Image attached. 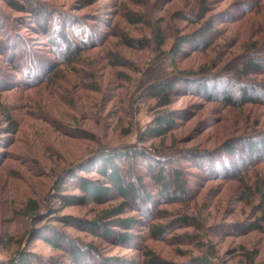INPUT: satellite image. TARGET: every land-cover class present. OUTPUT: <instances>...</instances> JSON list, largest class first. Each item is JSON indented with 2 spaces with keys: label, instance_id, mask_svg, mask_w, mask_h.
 I'll return each mask as SVG.
<instances>
[{
  "label": "rangeland",
  "instance_id": "374dc122",
  "mask_svg": "<svg viewBox=\"0 0 264 264\" xmlns=\"http://www.w3.org/2000/svg\"><path fill=\"white\" fill-rule=\"evenodd\" d=\"M29 1L36 12L20 9L22 0H0V264L18 252L44 264H70L49 243L52 236L94 249L95 256L83 248L91 264L112 257L142 264L148 251L176 264L206 255L215 264H262L264 161L243 164L222 150L264 134V107L208 100L193 82L161 107L151 85L179 72L194 75L199 87L223 83L225 65L248 46L264 52V0ZM243 2L257 5L255 11L227 20ZM202 8L218 29L213 47L185 45L170 58L175 38L200 27ZM248 80L262 81L264 74ZM165 110L175 114L173 130L145 136ZM131 148L146 156L122 162L123 169L152 196L148 214L129 208L121 215L138 220L128 232L132 239L65 226L62 217L99 219L117 203L63 204L64 195L80 194L70 176L102 179L91 170L97 156ZM163 167L177 170L186 185L178 200L159 194L153 177ZM251 224L260 228L250 230Z\"/></svg>",
  "mask_w": 264,
  "mask_h": 264
},
{
  "label": "trees",
  "instance_id": "16d2710c",
  "mask_svg": "<svg viewBox=\"0 0 264 264\" xmlns=\"http://www.w3.org/2000/svg\"><path fill=\"white\" fill-rule=\"evenodd\" d=\"M22 2L24 3L23 5H18L20 9L35 11L29 0H22ZM256 7L257 5L252 3L247 4V2H243L240 5L238 4L236 9L239 12L236 13V16H226V18L227 20H231V22L237 21L240 16L252 14ZM206 13L207 9L203 8L199 12L198 16L202 19V22L196 31L188 35H178L175 38V42L169 50L170 58L174 59L182 54V46L185 45L194 49L199 48L203 51L213 47L215 40L219 37L218 29L214 28V18L208 17L204 19ZM159 31L160 30L155 33L158 47L163 45V39L158 34ZM257 46L256 43L251 44V47L249 48L248 46L247 48L248 52L239 56L240 58L235 64L230 61V63L227 64L228 66L225 65V67H229L230 69L223 83L219 82L212 87L210 84L199 87L195 83L194 75L191 77V75L179 72L176 76H163V79L160 78L153 82V85H151V94L161 107H166L170 104V99L174 90H177L179 87L189 88V82H193L191 84L196 88V92L205 96L208 100L222 101L225 105H238V107L247 104H256L264 107V80L257 82L248 80L251 76L264 74V52L261 51V49L259 50ZM197 82L203 81L198 80ZM214 82L215 81H211L212 84ZM189 89L192 90V88ZM175 119L176 117L173 112L167 110L162 111L154 118L151 125L146 127L144 135L155 138L170 133L176 125ZM260 133L261 132H258L249 139L244 138L241 143L242 147L240 148H236V145L234 146L229 142L225 143L222 154L227 153L231 158L234 156L238 161L247 164L264 161V134ZM145 156L146 153L133 148L125 151L105 150L97 156L96 160H94L95 162L93 161V163H91L92 172L98 174L102 179L97 178L92 180L84 176H70L69 182L77 184L80 194L64 195L60 200L63 204L69 206L83 204L85 202L107 203L113 200H116L117 203H115L113 207H110V209L103 211L99 219L86 221L76 219L72 216H66L61 218L62 223H64L65 226L75 227L80 230H89L91 234L98 235L102 238H109L117 235L119 240L123 243L130 241L132 236L129 235L128 232L138 220L122 217L121 215L129 208H137L141 210L143 214H148L147 206L150 205L152 196L146 193L142 180L138 178L129 167H127V170H129L130 173L127 174L126 170L123 169L122 162L123 164L129 161L132 162L135 158L141 160L142 158L144 159ZM143 159L142 161H144ZM132 163L130 164L132 165ZM83 171L87 172L85 169H83ZM173 174L175 175L173 176ZM173 174H170L168 168L165 169L163 167L153 178H155L157 186H159L160 195L169 200H178L180 196L185 195L186 185L182 181L180 173H178L177 170H175ZM169 175L172 176L171 180ZM180 221L187 223L189 219L183 217L180 218ZM109 226L121 229L123 232L110 229ZM249 226L251 227L250 230L260 228L254 224ZM157 227L160 228L159 226ZM158 228L156 229L158 230ZM153 234L158 237L161 235L160 231L154 232ZM46 238L48 239V237ZM49 243L65 252L64 258L68 260L70 264H91V259L88 260V258L85 257V251L94 253V249L91 247L80 246L79 243H77L78 245L74 244L73 241L67 238L57 239L53 236L49 239ZM83 248L86 250L84 251ZM93 256H95V253ZM247 256L251 260V252L247 253ZM103 261L104 262H100L99 264H136L133 261L132 263H127L126 260L119 257H112L104 259ZM194 262V264H215L212 262L210 255L197 257L194 259ZM44 263L45 261L35 258L33 255L18 252L14 258L8 260L6 264ZM93 264H97V262ZM142 264L176 263L164 261L148 251L145 253ZM262 264H264V262Z\"/></svg>",
  "mask_w": 264,
  "mask_h": 264
}]
</instances>
